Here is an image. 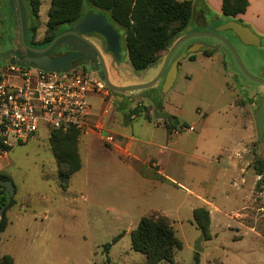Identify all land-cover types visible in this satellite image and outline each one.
<instances>
[{
	"label": "rangeland",
	"instance_id": "374dc122",
	"mask_svg": "<svg viewBox=\"0 0 264 264\" xmlns=\"http://www.w3.org/2000/svg\"><path fill=\"white\" fill-rule=\"evenodd\" d=\"M193 2L194 14L183 36L213 31L221 24L213 19L218 15L206 0ZM50 4L51 0H39L40 39L46 34ZM111 22L121 35V58L111 57L110 80L129 86L156 78L173 45L162 51V63L160 59L136 70L128 57L124 29ZM223 32L246 69L264 78V35L255 31L261 44L251 45L230 29ZM197 38L214 43L216 51L208 56L196 50L197 58L190 60L182 57L187 43L180 44L151 87L116 92L118 101L108 87L88 93L92 115L90 129L81 130L79 136L82 166L67 185L48 130L41 129L0 157L17 187L14 198L28 209V216L13 229L19 234L18 244L11 242L18 264H145V254L132 248L130 235L145 215L165 216L181 240L182 247L174 250V264H195V244L202 233L193 210L199 206L211 213V237H203L198 252L201 264H264V183L257 186L260 175L252 165L257 156L264 158V136L259 140L256 123L264 83L244 74L233 53L216 44L215 37L201 35L188 41ZM72 46L77 48L75 43ZM99 51L110 64L105 48ZM177 57L182 58L176 78L164 90ZM12 82L20 80L12 78ZM156 103L187 126L168 131ZM136 106L141 115L132 113L129 120L127 114ZM96 125L105 130L103 134L113 131L117 144L126 150L102 140ZM118 234L107 252L105 244Z\"/></svg>",
	"mask_w": 264,
	"mask_h": 264
},
{
	"label": "trees",
	"instance_id": "16d2710c",
	"mask_svg": "<svg viewBox=\"0 0 264 264\" xmlns=\"http://www.w3.org/2000/svg\"><path fill=\"white\" fill-rule=\"evenodd\" d=\"M249 4V0H222V15L225 18L218 19L219 23L229 19L244 23L238 15L244 13ZM37 7L39 8V0H37ZM90 9L106 14L110 22L112 20L124 29V41L133 68L145 70L162 58V51L168 50L184 35L182 32L194 14V2L193 0H51L46 34L41 43H49L57 34L63 32L64 25L73 24ZM64 42L71 45L75 43L76 50L84 49L87 45L74 35H66L57 41V43ZM202 51L210 56L216 50L205 48ZM188 58L195 60L197 57L193 52L188 55ZM94 67L100 69L99 61ZM141 112L142 109L136 106L130 110L131 114H127V117L130 120L132 113L141 115ZM156 112L159 117L165 119V127L170 132L187 126L185 122L180 123L177 116L164 112L161 104L156 103ZM146 118L151 121L150 115ZM80 132L81 129L69 127L67 130L52 129L49 134L50 147L64 185H67L69 177L82 166L79 148ZM252 165L256 174L260 175L257 180V186H260L264 183V158L257 156ZM0 177L11 178L4 171H0ZM6 199L5 186L0 185V204L5 203ZM15 202L13 196L5 208L0 233L8 224L6 210ZM193 220L204 237L209 239L211 237L210 210L205 206L194 208ZM130 235L132 248L145 254V264H159L162 260L174 264V250L182 247L181 240L165 216H142ZM120 236L121 234H118L112 242L105 244L107 252L111 244ZM194 257L195 264H201L198 252ZM107 261L111 262L109 256ZM0 264H14V257L0 252Z\"/></svg>",
	"mask_w": 264,
	"mask_h": 264
},
{
	"label": "built area",
	"instance_id": "2783aa9c",
	"mask_svg": "<svg viewBox=\"0 0 264 264\" xmlns=\"http://www.w3.org/2000/svg\"><path fill=\"white\" fill-rule=\"evenodd\" d=\"M12 78L20 83H13ZM103 89L108 88L101 69L92 66L77 64L53 71L35 63L7 62L0 67V157L41 129L49 134L52 129H90L88 93ZM95 127L102 140L121 148L113 131L103 134L101 126Z\"/></svg>",
	"mask_w": 264,
	"mask_h": 264
},
{
	"label": "water",
	"instance_id": "95a60500",
	"mask_svg": "<svg viewBox=\"0 0 264 264\" xmlns=\"http://www.w3.org/2000/svg\"><path fill=\"white\" fill-rule=\"evenodd\" d=\"M230 29L234 35H236L243 43L251 44V45H260L261 44V36L257 34L248 24H244L242 22H239L238 20L229 19L225 22H222L213 31H196L191 34L185 35L181 38H179L173 46L168 50L164 62H163V68L158 74L156 78L153 80L142 83V84H135V85H129V86H120L114 84L110 78H109V71L107 68V65L105 63L104 57L99 52L98 48L91 42L86 40L88 43H90L98 52L99 54V60H100V69L104 78V81L107 85V87L111 90V92L114 93V96L116 100H120L116 92L124 91V90H141L144 88L151 87L154 85L164 74L168 67V63L171 60L175 50L177 47L187 39H190L192 37H197L201 35H208L218 38L223 45H225L234 55L235 59L238 62V65L242 72L246 74L251 79L264 83L263 77H257L253 74H251L244 64L241 61V58L238 54V52L235 50L233 45L231 44L230 40L222 33L225 30ZM98 32L102 34L107 42V49L114 55V59L117 61L121 58V35L117 31V29L114 27L112 22H110L109 18L106 14L102 12H97L94 9H90L86 12L84 16L79 18L75 24L74 29L72 30H65L59 34H57L45 47L42 48H36L32 47L30 45H27L24 42L23 35H22V42L26 44V46L36 53H39L37 56L33 57H23L20 58L17 55H14L10 59L7 60V62L10 63H35L39 67H44L48 70H66L68 66L73 67L74 60H82L84 59L86 62L87 67H91L92 63L89 58H87L82 51H69L67 53L61 54L59 56H50L49 54H46L45 52L50 49L60 38L66 36V35H77V36H83V34L90 33V32ZM202 46H205L204 42H196L193 45L187 47L182 52V57H187L190 53L195 52L196 50H200ZM207 47L213 49L215 48V45H207ZM182 57H177L173 60L172 67L167 72L166 79H165V88L164 90H168L177 75L178 65ZM121 96V95H120ZM122 98V97H121ZM260 104L256 111V123L258 128V134H259V140H261L264 136V95L259 98ZM0 185L5 186V190L7 192V199L6 202L3 204H0V227L2 223V218L4 216L5 208L10 203L12 197L15 194V184L11 178H1L0 177ZM204 235L201 234L199 239L196 241L195 244V250L197 252L202 250L201 241L203 239Z\"/></svg>",
	"mask_w": 264,
	"mask_h": 264
},
{
	"label": "flooded vegetation",
	"instance_id": "af4514ba",
	"mask_svg": "<svg viewBox=\"0 0 264 264\" xmlns=\"http://www.w3.org/2000/svg\"><path fill=\"white\" fill-rule=\"evenodd\" d=\"M38 10L37 0H0V66L6 64L7 60L14 55H17L20 58L39 55V53H36L32 49L28 48L26 44L36 48H42L48 44L41 43L42 39L38 37L41 30V22ZM74 24L75 22L73 24L64 25L63 31L74 29ZM220 33L226 35L225 32ZM22 35L26 44L22 42ZM74 36L86 43L90 49L76 50L68 42H56L45 53L49 54L50 56H59L69 51H82L84 52L85 56L91 60V66H93L97 64L98 61L100 63L99 54L97 50L86 41L88 40L91 41L98 48V50H100L102 47L103 49L105 48V50L109 53L110 64H107L105 61L109 71L111 68L110 59L111 57L114 58V55L108 51L105 37L95 31L83 34L82 37L77 35ZM188 40L189 39L181 43H187L185 48L193 45L196 42H203L198 38L190 42ZM215 40L216 44H223L218 38ZM207 45L208 44L205 43V46H202L200 50L208 48ZM212 45L214 46V43ZM74 64H82L86 66L84 59L74 60Z\"/></svg>",
	"mask_w": 264,
	"mask_h": 264
},
{
	"label": "crops",
	"instance_id": "0c3cea01",
	"mask_svg": "<svg viewBox=\"0 0 264 264\" xmlns=\"http://www.w3.org/2000/svg\"><path fill=\"white\" fill-rule=\"evenodd\" d=\"M249 2L250 4L246 11L238 15V17L241 18L244 23L253 28L257 33L264 35V0H249ZM206 3L208 4L211 12L214 15H218V18L214 17L213 19H220L219 17H221L222 14V0H206ZM163 59L160 60L161 63ZM121 148L124 147L121 145ZM5 166L6 165L0 163V171H4L9 174L6 171ZM15 192H17V189ZM15 200L16 202L6 210L8 224L5 230L0 233V252L2 254L12 255L14 257V264H18L15 251L13 249L14 247L11 246V242L18 244L19 234L13 229L19 220L23 221L24 217L28 216V209L25 207V203H23L21 199L15 198ZM30 243L33 245V242ZM26 248H29V245H26Z\"/></svg>",
	"mask_w": 264,
	"mask_h": 264
}]
</instances>
